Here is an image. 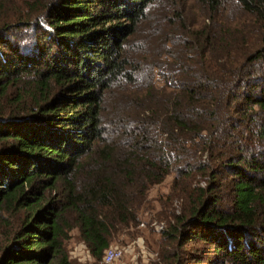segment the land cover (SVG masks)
Returning a JSON list of instances; mask_svg holds the SVG:
<instances>
[{
    "label": "trees",
    "instance_id": "trees-1",
    "mask_svg": "<svg viewBox=\"0 0 264 264\" xmlns=\"http://www.w3.org/2000/svg\"><path fill=\"white\" fill-rule=\"evenodd\" d=\"M156 1L33 0L0 22V264H99L169 175L165 264H264V0H234L260 44L221 28L229 0H198L208 23L136 85L126 47Z\"/></svg>",
    "mask_w": 264,
    "mask_h": 264
},
{
    "label": "rangeland",
    "instance_id": "rangeland-1",
    "mask_svg": "<svg viewBox=\"0 0 264 264\" xmlns=\"http://www.w3.org/2000/svg\"><path fill=\"white\" fill-rule=\"evenodd\" d=\"M33 0H0V22L15 20L29 11L28 3ZM45 1V0H44ZM221 28H229L233 36H239L250 44H260L258 25L234 0H229L221 10L218 18ZM208 23L205 9L198 0H157L149 9L148 18L131 36L126 47L135 63L139 64L137 84L156 83L160 77L159 70L170 69L172 55H181L184 50V37H181L186 26L191 31L198 30ZM144 86V85H143ZM130 87V86H129ZM123 94L117 88L106 97L105 112L111 109L123 110ZM130 110V109H129ZM174 175H169L164 182L153 186L149 191L150 213H144L142 221L133 229L131 236L122 234L113 241V246H128L123 257L113 264H165L163 255L170 243L164 236L167 218L180 211L177 193L172 191ZM4 226H0V244L3 241ZM78 230L74 229L71 238L66 242L68 251L73 249L75 255L86 256V248L78 244ZM171 248V247H170ZM177 250L176 244L171 252ZM207 259H204V263ZM104 261V260H103ZM99 264H106L104 262ZM192 259L188 261L191 264ZM78 264V263H76ZM93 264V261L88 263ZM197 264V263H193Z\"/></svg>",
    "mask_w": 264,
    "mask_h": 264
},
{
    "label": "built area",
    "instance_id": "built-area-1",
    "mask_svg": "<svg viewBox=\"0 0 264 264\" xmlns=\"http://www.w3.org/2000/svg\"><path fill=\"white\" fill-rule=\"evenodd\" d=\"M128 246H109L105 249L104 252V263L106 264H113L115 261L121 259L123 255L125 254V251H127ZM87 251V250H86ZM86 256H89L88 251L86 252Z\"/></svg>",
    "mask_w": 264,
    "mask_h": 264
}]
</instances>
